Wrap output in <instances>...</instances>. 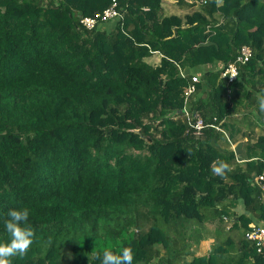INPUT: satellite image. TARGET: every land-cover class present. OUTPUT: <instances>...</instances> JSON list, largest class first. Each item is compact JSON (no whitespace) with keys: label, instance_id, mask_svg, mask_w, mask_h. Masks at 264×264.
Wrapping results in <instances>:
<instances>
[{"label":"trees","instance_id":"obj_1","mask_svg":"<svg viewBox=\"0 0 264 264\" xmlns=\"http://www.w3.org/2000/svg\"><path fill=\"white\" fill-rule=\"evenodd\" d=\"M198 1L117 0L121 22L88 30L110 0H0V242L11 209L35 231L12 264H101L118 240L132 264H264L245 237L264 227V0Z\"/></svg>","mask_w":264,"mask_h":264},{"label":"clouds","instance_id":"obj_2","mask_svg":"<svg viewBox=\"0 0 264 264\" xmlns=\"http://www.w3.org/2000/svg\"><path fill=\"white\" fill-rule=\"evenodd\" d=\"M256 100L259 111L264 113V91L257 94ZM211 169L214 174L223 177L231 171V166L225 161L215 160L212 162ZM29 215L27 208L11 209L2 219L4 231L9 238L0 242V264H12V258L23 257L29 252L35 237L34 229L28 224ZM113 248L116 251H113ZM92 254L96 259L101 260V264H132L134 258L132 248L124 246L120 240Z\"/></svg>","mask_w":264,"mask_h":264},{"label":"built area","instance_id":"obj_3","mask_svg":"<svg viewBox=\"0 0 264 264\" xmlns=\"http://www.w3.org/2000/svg\"><path fill=\"white\" fill-rule=\"evenodd\" d=\"M205 3L206 0H199L197 3ZM122 20V15L119 10H117V0H110V4L105 8L101 13H95L91 17H82L80 18L79 22L82 25L83 28L85 29H93L96 25H101L103 23H117L121 22ZM250 56V50L247 49L246 47H243L241 49V55L237 58L236 63H243L244 61L247 60V58ZM236 65L234 63H229L224 70L222 71V74L220 75L222 78H227L229 81L233 80L236 76ZM191 81L193 83L197 82L196 77H192ZM192 86H190L186 91L185 95L190 94L193 91ZM192 126L195 128V131L198 132L203 128V125L201 121H196ZM263 177L259 176L257 178H254L255 182L262 181ZM264 190V187H262ZM251 230L246 233L245 237L250 240L255 242V244L260 245L264 241V227H254L250 226Z\"/></svg>","mask_w":264,"mask_h":264},{"label":"crops","instance_id":"obj_4","mask_svg":"<svg viewBox=\"0 0 264 264\" xmlns=\"http://www.w3.org/2000/svg\"><path fill=\"white\" fill-rule=\"evenodd\" d=\"M167 0H161V5H162V7H163V11H164V14L165 15H167V12H169L170 10H172V8L174 7H176V6H179V7H184V8H182V9H180V13H177V15H184V14H186V13H188V11L187 12H184V9H188V10H190V9H194V8H196L195 7V5L193 6V7H191V8H187L188 6H183V5H180L179 3H177L176 1H168V2H166ZM184 2H185V0H184ZM189 4V3H188ZM195 4V3H194ZM189 5H191V4H189ZM193 5V4H192ZM160 57H161V55L160 54H158V53H153L152 54V56L149 58V61H147L148 63H152V64H158V62H159V60H160ZM246 126V125H245ZM255 131H256V129H254ZM232 148H234L235 149V152H236V156L239 158V159H241V158H243L244 157V150H243V141H239V142H237V143H235L233 146H232ZM203 236V235H202ZM201 242H204V243H206V245H205V250H203V249H201L199 252H201L200 254H198L197 253V255H202V254H205V252H206V250L208 249L207 248V245H208V242L207 241H203V240H201ZM196 254V253H195Z\"/></svg>","mask_w":264,"mask_h":264},{"label":"rangeland","instance_id":"obj_5","mask_svg":"<svg viewBox=\"0 0 264 264\" xmlns=\"http://www.w3.org/2000/svg\"><path fill=\"white\" fill-rule=\"evenodd\" d=\"M168 1H176V0H167L166 2ZM186 3H189V4H192L193 3V0H185ZM195 4H193L191 7H193ZM191 7H187V8H191ZM184 7H179V6H176L175 8L173 7L172 10H170L169 12H167V15H177V13H180V9H182ZM195 9V8H194ZM194 9H184V12H191L193 11ZM179 16H182V15H179ZM110 28V27H109ZM227 225H230L229 223ZM203 234V230L201 231V235ZM192 250L194 253H198L201 249L205 250V245L206 243L204 242H197V241H192ZM201 252H199L198 254H200Z\"/></svg>","mask_w":264,"mask_h":264}]
</instances>
